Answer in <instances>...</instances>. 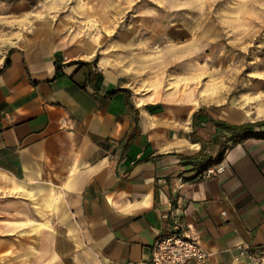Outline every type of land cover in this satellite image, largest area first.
<instances>
[{
	"label": "crops",
	"instance_id": "crops-1",
	"mask_svg": "<svg viewBox=\"0 0 264 264\" xmlns=\"http://www.w3.org/2000/svg\"><path fill=\"white\" fill-rule=\"evenodd\" d=\"M206 4L55 0L0 36V260L151 264L180 224L208 253L190 264H252L236 246H264V116L129 84L149 46L205 50Z\"/></svg>",
	"mask_w": 264,
	"mask_h": 264
},
{
	"label": "rangeland",
	"instance_id": "rangeland-1",
	"mask_svg": "<svg viewBox=\"0 0 264 264\" xmlns=\"http://www.w3.org/2000/svg\"><path fill=\"white\" fill-rule=\"evenodd\" d=\"M54 1L0 0L2 39L7 43L20 39L41 13L54 11ZM206 2L202 11L207 25L205 50L187 56L185 52L177 51L180 38H168V43L149 46L148 55L141 56V67L135 68V71L127 70L133 72L129 76L130 87L138 89L140 94H151L152 100L168 96L173 97L174 103H189L184 97L189 95L191 102L194 101V105L190 104L192 107L222 105L247 111L250 118L262 117L264 0ZM156 16L157 22L163 18V15ZM142 23L144 28H150L155 33L161 27L155 25L154 20L147 19ZM6 30L9 31L7 34ZM182 63H188L189 68H179ZM0 236L4 237V234L0 233ZM0 264L7 263L0 260ZM8 264L22 262L12 260Z\"/></svg>",
	"mask_w": 264,
	"mask_h": 264
},
{
	"label": "built area",
	"instance_id": "built-area-1",
	"mask_svg": "<svg viewBox=\"0 0 264 264\" xmlns=\"http://www.w3.org/2000/svg\"><path fill=\"white\" fill-rule=\"evenodd\" d=\"M223 171L222 167L209 168L203 175L211 176ZM177 224L174 231L157 238L151 258V264H190L203 262L208 253L204 250L197 236L191 235L187 230H181ZM237 251L246 256L252 264H264V246L249 248L244 244L236 246Z\"/></svg>",
	"mask_w": 264,
	"mask_h": 264
},
{
	"label": "trees",
	"instance_id": "trees-1",
	"mask_svg": "<svg viewBox=\"0 0 264 264\" xmlns=\"http://www.w3.org/2000/svg\"><path fill=\"white\" fill-rule=\"evenodd\" d=\"M228 127H231V126L228 125Z\"/></svg>",
	"mask_w": 264,
	"mask_h": 264
}]
</instances>
